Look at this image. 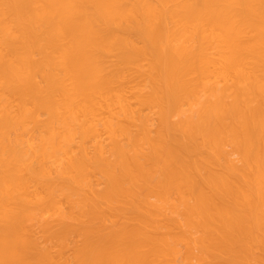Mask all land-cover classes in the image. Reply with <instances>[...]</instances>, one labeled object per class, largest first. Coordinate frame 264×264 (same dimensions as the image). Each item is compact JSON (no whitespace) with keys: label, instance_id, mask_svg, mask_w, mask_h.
Returning a JSON list of instances; mask_svg holds the SVG:
<instances>
[{"label":"bare ground","instance_id":"bare-ground-1","mask_svg":"<svg viewBox=\"0 0 264 264\" xmlns=\"http://www.w3.org/2000/svg\"><path fill=\"white\" fill-rule=\"evenodd\" d=\"M0 264H264V0H0Z\"/></svg>","mask_w":264,"mask_h":264}]
</instances>
